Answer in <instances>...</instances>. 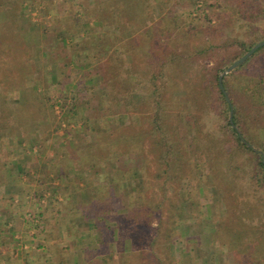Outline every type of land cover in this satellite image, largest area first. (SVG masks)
<instances>
[{"label": "rangeland", "instance_id": "rangeland-1", "mask_svg": "<svg viewBox=\"0 0 264 264\" xmlns=\"http://www.w3.org/2000/svg\"><path fill=\"white\" fill-rule=\"evenodd\" d=\"M85 2L87 0H0V96L8 93L6 100L0 97V105L15 108L13 102L18 99L23 112H27L22 122L15 121L12 125L16 118L10 112L5 113L0 122V264H123L122 257L127 253L125 258L129 263L134 259L133 264H154L150 254L153 249L144 246L143 228H136L129 235L136 248H132L130 238L124 240L125 234L119 229L120 219L124 218L128 207V196L121 182H115L111 189L104 175L107 165L112 169L121 154L112 150L104 155L101 146H96L97 139L111 131L123 129L131 135H142L147 122L138 116L136 93L128 95L126 89H123L125 92L119 90L118 96L123 98L120 111H110L100 97L106 82L94 72L86 74L85 70L94 63L89 59L91 65L84 57L92 53L83 33L88 28L83 24L87 17L81 3ZM168 3L160 16V8L151 13L153 19L148 24L151 31L140 34L139 46L146 40L148 50L150 47L158 62L184 49L182 43L186 41L174 36L178 33L177 26L187 28L193 22L197 24L200 40L209 38L216 48L200 58L192 56L194 64L187 70V79L188 75L200 76L201 63L210 67L222 52L229 55L239 50L238 41L250 42L264 35V19H236L238 0H170ZM250 21L253 26H249ZM220 22L231 24L219 26ZM262 40L264 38L259 42ZM78 41L81 43L76 47L74 42ZM126 52L124 56L131 60L130 52ZM231 74L226 75L230 85ZM210 84L207 74L202 87ZM181 95V91L175 93L176 97ZM124 97L129 100V106ZM178 98L181 101L178 108H186V98L183 95ZM213 105L208 100L203 103L200 123L205 131L215 134L223 115L213 112ZM142 106V113L146 114L145 109L150 112L146 104ZM258 131L264 138V128ZM29 140L34 142L35 150L29 147ZM232 143L235 142L232 140ZM133 144L132 141L131 146ZM148 146L147 140L140 141L134 152V163L142 167L141 178L134 181L140 184L139 190L133 193L135 205L142 201L141 189L157 184L154 188L160 191L163 183L155 176L156 161L148 152ZM120 149L127 155L130 146L123 143ZM118 161L124 163L121 158ZM204 161L201 160L202 165ZM196 163L195 173L203 174L205 169ZM244 167L252 169L248 164ZM179 173V179L165 185L169 200L161 215L163 232L155 247L165 264H259V254H249L254 249L246 251L242 257L240 252L228 250L225 241L218 239L226 234L231 236L232 229H237L236 223L229 222L224 215L225 202H218L210 212L208 203L215 201L207 189L203 196L198 189H193L190 200L183 201V188L187 183L181 171ZM205 180L208 181V177ZM192 183L190 185H195L194 181ZM232 185L241 206L252 215V225L263 230L264 185L248 177L234 179ZM92 189L98 191L96 200L102 202L97 209L91 197ZM123 192L125 197L118 200L117 195ZM235 193L232 194L235 196ZM111 194L116 196L107 204L106 198ZM198 197L200 204L196 205L194 201ZM97 210L101 215L100 222L95 224ZM179 212L185 221L178 220ZM144 218V224L155 225L159 215L154 211ZM224 219L229 222L228 230L216 232ZM142 251L150 253L137 261L134 254ZM108 254L114 255V260L105 263L103 258Z\"/></svg>", "mask_w": 264, "mask_h": 264}, {"label": "trees", "instance_id": "trees-1", "mask_svg": "<svg viewBox=\"0 0 264 264\" xmlns=\"http://www.w3.org/2000/svg\"><path fill=\"white\" fill-rule=\"evenodd\" d=\"M154 1L156 0H87V2L81 3L84 4L83 8L86 10L87 17L83 24L88 26L83 33L88 38L87 42L92 52L84 57L85 60L93 59L95 64L92 68L85 70L86 74L91 75L94 72L100 76L103 82H106V87L100 97L110 111H120L123 100L118 96L120 91L125 92L123 89H126L128 95L136 93L139 104L137 110L140 112L138 116L147 122L142 135H131L122 129V131H111L96 141V146H101L104 155L112 150L121 154L118 156L117 164H112V169H108L107 165L104 175V179L111 189H114L115 182H121L119 184L128 196V207L125 208L124 218L120 219L119 229L122 228V234H125L124 240L130 238L133 243L132 248H136L133 238L129 235L134 229L142 227L145 236L144 246L153 250L151 253L150 251L135 252L134 258L137 261L143 260L150 253L154 264H165V260L163 261L155 251L157 250L155 247L158 244V237L163 232L161 228H163L164 221L163 218L161 219V215L166 210L169 200L168 188L165 185L172 180L179 179V171H181V176L186 178L187 183L183 188V201L190 200L191 192L195 191L193 189H198L202 196L205 195L207 189L208 195L215 201V203H208L210 212L218 202H225L224 215L229 222L233 220L236 223L237 229H232L231 236L226 234L224 237L218 236V239L224 240L223 243L226 244L228 250L236 249L242 257L246 251L254 249L253 253L249 252V254L251 253L253 256L258 253L259 264H264V243L262 242L264 228L260 230L252 225V215L249 216L248 211L241 206L235 189L232 188L234 179L247 177L264 185V138H261L258 131V128H264V55L260 58L264 54V46L256 50L244 63L232 71V85H230L229 78L225 76L223 79L233 105L232 120L230 119L231 104L219 85V76L226 67L247 53L259 42L260 38H264V35L250 42L238 41L239 50L233 53L231 51L229 55L222 52V55L216 58L215 63L210 67H207V63H201L200 76L192 78V75H188L187 79V70L194 64L191 61L192 56L200 58L216 47L209 38L200 40L201 34L196 32L198 26L193 22L187 28L186 25L185 27L177 26L178 33L174 35L186 41L182 43L184 49L180 50V53L172 52L156 62L157 57L153 51H150V47L148 50L146 40L142 42L141 47L139 46L141 44L140 34L145 35L151 31L148 24L153 19L152 14L160 8L158 12L160 16L164 5H168L170 2V0ZM156 4L159 6L157 7ZM236 14L238 20L254 18L262 21L264 19V0H238ZM230 24L220 22L218 25L228 27ZM249 26H253L251 21ZM63 36L61 35V38H64ZM196 40L197 43L194 42ZM63 41L65 42L64 39ZM74 43L76 47H79L81 41ZM221 47L219 45V48ZM126 51L130 52L131 60L124 56ZM78 57L82 56L78 55ZM90 60L88 63L91 64ZM123 62L128 65H120ZM102 68L105 70L101 71ZM240 72L242 74L239 76ZM205 74H208L211 84L204 88L202 81ZM236 74H238L237 77ZM239 77L241 80L238 79ZM177 91H181L186 98L188 104L186 108H178V105L181 104L178 97H182V95L176 97ZM0 97L2 101L6 100L8 93L1 94ZM84 97L88 98V95L85 94ZM207 100L210 104L214 103L215 107L214 105L211 107L213 112L219 111L223 115V122L219 124V129L215 134L205 131L204 126L200 123L203 113L202 106ZM124 101L129 106V100L125 99ZM13 104L16 105L15 108L3 103L0 105V122L8 112L16 118L11 122L12 125L15 121L22 122V118L27 117V112H23L18 99H14ZM142 104H146L150 112L145 109L146 114L142 113ZM13 139L16 138L13 137ZM145 140L149 143L148 152L153 155L156 161L155 176L163 183L160 184V191L154 188L157 184L141 189L142 201L140 205H135L133 193L139 190L140 184L134 181L141 178L142 167L134 163V152L138 143ZM232 140L235 142L234 144ZM19 141L22 142L21 136ZM132 141L134 144L131 146ZM123 143L130 146L127 155L120 149ZM29 147L31 150H35L34 142L29 140ZM92 150L95 151V148ZM125 155L126 157H124ZM120 158L124 163L118 161ZM202 159H205L204 165H202ZM96 161L98 162V160ZM96 161H94L95 164ZM195 163L198 167L203 166L202 168L205 169L203 174L195 173ZM245 164L252 166V169L245 168ZM205 177L206 179L208 177L209 182L205 180ZM193 181L195 185H190L193 184ZM129 188H131L130 191ZM124 192L117 195L118 200L120 197L122 199V196L125 197ZM233 192L235 196L232 194ZM91 194V197L95 199L94 203L97 209L102 204L101 201L96 200L98 191L92 189ZM115 196L114 194L109 195L106 198L107 204H110ZM194 204H200L199 197L194 201ZM154 211L159 215L155 225L151 222L144 224V216L150 215ZM181 214L178 213V220L185 221L180 218ZM99 215H101V211L99 213L97 210L94 217L95 224L100 222ZM229 222L224 219L219 223L216 232H222V230L226 232ZM189 253L190 251H187V254ZM126 256L122 257V263L133 264L134 259L129 263L130 260L126 259ZM103 260L105 263L113 262L114 255L108 254Z\"/></svg>", "mask_w": 264, "mask_h": 264}, {"label": "water", "instance_id": "water-1", "mask_svg": "<svg viewBox=\"0 0 264 264\" xmlns=\"http://www.w3.org/2000/svg\"><path fill=\"white\" fill-rule=\"evenodd\" d=\"M264 46V40L258 42L256 45H254L245 55H243L241 58L233 62L220 76H219V85L223 93L225 94L226 99L231 104L230 97L227 93V90L224 86L223 79L224 77L232 72L234 69H236L240 64L244 63L256 50H258L260 47ZM233 115V105L231 104V112H230V119L232 120Z\"/></svg>", "mask_w": 264, "mask_h": 264}]
</instances>
